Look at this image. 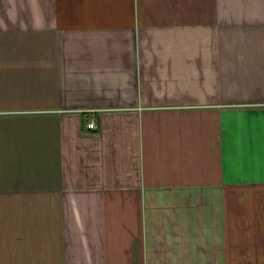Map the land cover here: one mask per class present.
Here are the masks:
<instances>
[{
    "label": "crops",
    "instance_id": "crops-1",
    "mask_svg": "<svg viewBox=\"0 0 264 264\" xmlns=\"http://www.w3.org/2000/svg\"><path fill=\"white\" fill-rule=\"evenodd\" d=\"M0 264H264V0H0Z\"/></svg>",
    "mask_w": 264,
    "mask_h": 264
},
{
    "label": "built area",
    "instance_id": "built-area-1",
    "mask_svg": "<svg viewBox=\"0 0 264 264\" xmlns=\"http://www.w3.org/2000/svg\"><path fill=\"white\" fill-rule=\"evenodd\" d=\"M86 127L90 130L95 131L98 129V124L93 119H90L89 121H87Z\"/></svg>",
    "mask_w": 264,
    "mask_h": 264
}]
</instances>
